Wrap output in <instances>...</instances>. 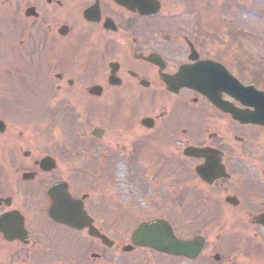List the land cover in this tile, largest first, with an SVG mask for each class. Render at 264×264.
<instances>
[{
    "label": "flooded vegetation",
    "instance_id": "af4514ba",
    "mask_svg": "<svg viewBox=\"0 0 264 264\" xmlns=\"http://www.w3.org/2000/svg\"><path fill=\"white\" fill-rule=\"evenodd\" d=\"M125 1L0 0V264H207L155 235L264 246V127L186 85L216 60L189 0Z\"/></svg>",
    "mask_w": 264,
    "mask_h": 264
},
{
    "label": "rangeland",
    "instance_id": "374dc122",
    "mask_svg": "<svg viewBox=\"0 0 264 264\" xmlns=\"http://www.w3.org/2000/svg\"><path fill=\"white\" fill-rule=\"evenodd\" d=\"M195 1L196 8L185 10L184 18L191 25L203 17L200 29L203 40L206 39V51L227 64L245 84L254 82L259 89H264V0ZM191 2L193 6L194 1ZM119 166L118 170L127 175L129 165L126 163L120 169ZM220 249V262L211 260L207 251L208 264H237V261L264 264V246L247 244Z\"/></svg>",
    "mask_w": 264,
    "mask_h": 264
},
{
    "label": "water",
    "instance_id": "95a60500",
    "mask_svg": "<svg viewBox=\"0 0 264 264\" xmlns=\"http://www.w3.org/2000/svg\"><path fill=\"white\" fill-rule=\"evenodd\" d=\"M183 73L185 76H189L191 80L199 76L205 77V79L201 81V84L207 86L208 90L211 91L213 86H215L216 88L224 89L228 93L237 96L246 105H254L256 111L250 115L238 110H233L232 108L229 109L221 101L214 99L217 96L212 95L214 97L212 99L215 101L217 106H221L222 108L231 111L233 116H235L241 122H255L261 125L264 124V92H259L254 87L244 88L230 74H227L225 69L220 68L219 66H197L194 69L187 68ZM201 250L202 249L185 250L184 253L190 257H194V254L200 252Z\"/></svg>",
    "mask_w": 264,
    "mask_h": 264
}]
</instances>
